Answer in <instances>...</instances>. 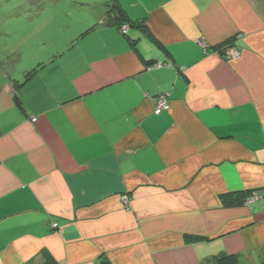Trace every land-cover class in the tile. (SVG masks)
Listing matches in <instances>:
<instances>
[{
	"label": "crops",
	"instance_id": "1",
	"mask_svg": "<svg viewBox=\"0 0 264 264\" xmlns=\"http://www.w3.org/2000/svg\"><path fill=\"white\" fill-rule=\"evenodd\" d=\"M50 1L76 8L43 0L42 41L0 60V264H264V0H119L168 52L111 0Z\"/></svg>",
	"mask_w": 264,
	"mask_h": 264
},
{
	"label": "rangeland",
	"instance_id": "2",
	"mask_svg": "<svg viewBox=\"0 0 264 264\" xmlns=\"http://www.w3.org/2000/svg\"><path fill=\"white\" fill-rule=\"evenodd\" d=\"M43 4V0H0V60H5L8 56L13 57L14 53L19 54V48L26 52L28 47L25 45L42 41L35 40L36 34L32 31L44 25L45 15L35 17L41 12L39 7ZM42 8L55 13L74 10L76 7L67 1L58 2L51 7V1L47 0V4ZM74 12L73 20L81 10Z\"/></svg>",
	"mask_w": 264,
	"mask_h": 264
},
{
	"label": "trees",
	"instance_id": "3",
	"mask_svg": "<svg viewBox=\"0 0 264 264\" xmlns=\"http://www.w3.org/2000/svg\"><path fill=\"white\" fill-rule=\"evenodd\" d=\"M106 8H107V18H108L107 23L109 25L116 26L119 29V31L127 38V40L129 41L132 47L136 48L137 40L130 37L128 32H123L124 27H128L129 29H138L142 31L158 48L168 52L167 48L163 44H161L157 39L154 38V36L152 35L151 31L149 30L146 24V21L145 20H133L132 18H130V16L127 14V12L123 8L119 0H111L107 2ZM236 38L237 37H234V38H231L225 41V43L221 44L219 47L216 48L217 52L223 55L224 52L228 48H232L235 45ZM12 59H14V57H10V60ZM16 60L17 59L15 58V61ZM158 65H162L161 67L165 66V64L154 63L152 61L146 62V66L149 69L160 68ZM34 72H35L34 69L30 70L26 72V75L31 76ZM7 74L9 75L10 81L12 83L15 103L19 107L22 108L20 100L17 97V90L22 84L12 79L10 72H8ZM253 193L261 194V192H253ZM253 193L245 192V193L225 195L223 197V202L226 206H229V207L243 205L247 203V200L251 197ZM215 263L216 264H240V258L235 255H232V256L222 255L216 258ZM44 264H57V263L51 257H47ZM98 264H112V263L108 259L103 257Z\"/></svg>",
	"mask_w": 264,
	"mask_h": 264
},
{
	"label": "built area",
	"instance_id": "4",
	"mask_svg": "<svg viewBox=\"0 0 264 264\" xmlns=\"http://www.w3.org/2000/svg\"><path fill=\"white\" fill-rule=\"evenodd\" d=\"M127 27L123 28V32H127ZM201 46L203 47V49H207L208 46L206 43L201 42ZM240 56V53L234 49V48H228L225 52H224V57L228 58V59H237ZM159 67H161L162 65H158ZM169 97L170 94H161L158 95L155 99V108H154V112L155 114H160L163 111H166L170 108V104H169ZM261 198V194L259 193H253L251 195V197L247 200L246 205H248V207L252 208V205L257 202L259 199ZM52 226L54 228L57 227V224H52Z\"/></svg>",
	"mask_w": 264,
	"mask_h": 264
},
{
	"label": "bare ground",
	"instance_id": "5",
	"mask_svg": "<svg viewBox=\"0 0 264 264\" xmlns=\"http://www.w3.org/2000/svg\"><path fill=\"white\" fill-rule=\"evenodd\" d=\"M123 203L125 204V205H128V197L127 196H123Z\"/></svg>",
	"mask_w": 264,
	"mask_h": 264
},
{
	"label": "clouds",
	"instance_id": "6",
	"mask_svg": "<svg viewBox=\"0 0 264 264\" xmlns=\"http://www.w3.org/2000/svg\"><path fill=\"white\" fill-rule=\"evenodd\" d=\"M128 28V27H127ZM129 29V28H128ZM128 29H127V32H128Z\"/></svg>",
	"mask_w": 264,
	"mask_h": 264
}]
</instances>
